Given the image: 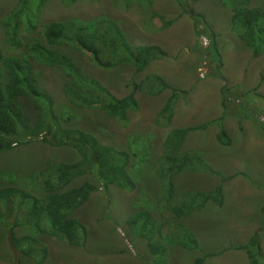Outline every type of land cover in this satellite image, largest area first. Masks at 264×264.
<instances>
[{"label":"rangeland","instance_id":"obj_1","mask_svg":"<svg viewBox=\"0 0 264 264\" xmlns=\"http://www.w3.org/2000/svg\"><path fill=\"white\" fill-rule=\"evenodd\" d=\"M17 1L0 0V19ZM184 1L194 12L203 14L216 33L220 66L212 65V58L206 53L208 38L197 36L192 19L177 0H152L151 4L142 0L125 8V0H74L69 5L62 0L45 1L41 23L69 19L85 22L108 16L119 23L132 45L154 44L166 52L164 56L151 58L137 72L129 64L112 70L102 69L92 64L74 42L60 46L84 72L105 84L116 96L134 90L132 83H139L147 75L159 76L169 88L159 92L156 81L143 82V88L134 90L139 108L128 113L126 122L107 117L98 107L62 108L69 112V122L64 125L82 128L101 142L119 149H136L134 152L141 149L136 159L140 163H136L133 156L127 167L136 188L127 192L110 185L106 193L98 187L90 194L75 212L87 229L84 247L70 246L42 234L39 240L46 245L48 254L41 262H36L33 256L14 250L6 242V234L8 251L0 256V264H195L198 259L199 264H249L247 249L255 245L253 251L257 245L261 250L256 259L264 264V212L261 210L264 204V47L259 55H252L237 33L240 29L232 22L231 10L221 0ZM248 5L264 10V0H249ZM153 11L171 23L161 27V19L152 20ZM2 36L0 30V38ZM36 69L40 86L56 103H66L65 74L47 66L38 65ZM221 87L225 89L224 95ZM175 91L177 96L172 98ZM167 103L172 111L167 110L165 114L161 109ZM29 113L34 115L33 106ZM156 115L166 121L171 119L169 125H158ZM219 116L223 118L219 120ZM162 118L161 121L166 122ZM203 124L205 127L187 133L183 149L196 153L216 171L233 175L223 183V204L208 201L183 220L171 219L183 226H177L173 232H168L164 225L159 231L153 224L144 227L139 219L133 224L127 222L131 213L143 209L152 213L154 220L167 217V192L160 188L154 172L161 144L175 127ZM221 125L230 137L229 145L217 142ZM76 159L77 151L68 145L54 147L33 140L16 146L0 153V186L10 184L11 180L6 179L8 173L13 175L14 184H24V177L48 163ZM83 181L99 186L97 180L87 174L74 178L68 187ZM220 181L217 174L187 169L175 175L174 194L181 195L187 190L208 191ZM15 232L17 236L24 233L20 229ZM255 232L257 236L252 242ZM189 234L196 240L197 247L190 242ZM4 236L0 228V241ZM180 240L192 244L184 247ZM151 244L159 247L156 252L152 251Z\"/></svg>","mask_w":264,"mask_h":264},{"label":"trees","instance_id":"obj_2","mask_svg":"<svg viewBox=\"0 0 264 264\" xmlns=\"http://www.w3.org/2000/svg\"><path fill=\"white\" fill-rule=\"evenodd\" d=\"M45 1L18 0L0 19L3 35L0 38V153L39 140L54 147L71 146L78 154L76 160L48 163L24 177V184H14L13 175L8 173L6 179L11 180L10 184L0 186V224L7 232L8 242L14 250L24 256H33L36 262H41L47 254V248L39 240V235L42 234L56 237L70 246L84 247L87 229L75 216V212L98 187L105 193L110 185L127 192L136 188L127 167L133 156L136 163H140L136 159L139 158L141 149L136 152V149H119L101 142L95 135L82 128L64 125V122H69V112L62 108L98 107L107 117L117 122H126L128 113L139 108L134 90L143 88V82L149 79L156 81L155 86L159 92L163 88H169V84L159 76L147 75L139 83H132L134 90L124 96H116L105 84L84 72L74 58L62 51L60 46L74 42L92 64L102 69L112 70L129 64L137 72L142 70L151 58L164 56L166 52L154 44L132 45L119 23L108 16L94 17L85 22L69 19L41 23L40 14ZM62 1L66 5L74 2ZM141 1L125 0L123 7ZM151 1L146 0L148 4H151ZM177 1L183 12L192 19L197 36L208 38L206 53L212 58V65L220 66V54L215 44L216 33L211 29L209 22L203 14L189 8L188 2ZM221 2L231 10L232 22L238 30L240 29L237 32L239 37L252 55H259L264 47V10L258 6L250 7L249 0ZM150 16L152 20L161 19V27L171 23L157 12L153 11ZM38 65L56 68L65 74L63 93L66 103H56L51 94L40 86L39 71L36 69ZM221 91L224 95V87H221ZM176 96L177 92H173L172 98ZM30 106L35 110L34 115L29 113ZM171 109V105L167 103L161 110L166 114L165 111L171 112ZM157 115L155 121L158 125H169L171 119L166 121ZM222 118L223 116L218 117L219 120ZM203 127L204 124L175 127L168 132L161 144V154L155 161L154 172L160 188L167 192L169 220L167 217H164V221L159 218L154 220L152 213L143 209L131 213L127 222L133 224L139 219L144 227L146 224H153L159 231L164 225L168 232H173L177 226H183L173 223L171 219L183 220L192 211L201 209L208 201L223 204V183L233 175L216 171L205 164L196 153L183 149L187 133ZM216 138L221 145L231 143L222 125ZM187 169L217 174L221 181L208 191L187 190L181 195H175L174 177ZM87 174L94 177L99 186L90 181H83L68 187L74 178ZM261 210L264 212V204ZM17 229L24 233L17 236ZM255 236L257 232L254 233L252 242L256 239ZM144 237L148 239L147 236ZM187 237L193 244L180 240L181 245L189 247L192 244L197 247L196 240L190 234ZM151 248L156 252L159 247L151 244ZM253 249H247L249 264H259L256 259V254L261 251L259 245L257 251ZM195 264H199V259Z\"/></svg>","mask_w":264,"mask_h":264},{"label":"crops","instance_id":"obj_3","mask_svg":"<svg viewBox=\"0 0 264 264\" xmlns=\"http://www.w3.org/2000/svg\"><path fill=\"white\" fill-rule=\"evenodd\" d=\"M0 228L3 230V232L5 233V236H4V238L0 241V244L1 243H5V245H0V251H2V250H4V252H0V256H2V255H4L7 251H8V246H7V244H6V242L8 243V241H7V233L5 232V228L0 224ZM5 239H6V242H5ZM45 245V244H44ZM45 247H46V245H45ZM47 248V247H46ZM47 254H48V249H47ZM46 254V255H47Z\"/></svg>","mask_w":264,"mask_h":264}]
</instances>
